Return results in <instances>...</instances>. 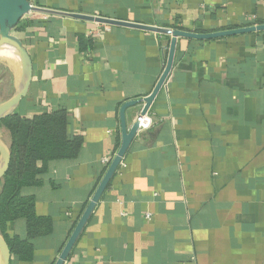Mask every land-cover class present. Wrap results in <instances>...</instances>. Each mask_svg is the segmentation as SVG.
Listing matches in <instances>:
<instances>
[{
	"label": "crops",
	"instance_id": "0c3cea01",
	"mask_svg": "<svg viewBox=\"0 0 264 264\" xmlns=\"http://www.w3.org/2000/svg\"><path fill=\"white\" fill-rule=\"evenodd\" d=\"M30 1L46 12L14 30L33 64L18 113L67 110L83 146L24 191L52 233L11 264H56L121 148L123 106L141 102L125 111L130 130L172 40L65 14L210 34L263 25L264 0ZM149 112L64 264H264V32L178 38ZM6 234L23 240L25 221Z\"/></svg>",
	"mask_w": 264,
	"mask_h": 264
},
{
	"label": "trees",
	"instance_id": "16d2710c",
	"mask_svg": "<svg viewBox=\"0 0 264 264\" xmlns=\"http://www.w3.org/2000/svg\"><path fill=\"white\" fill-rule=\"evenodd\" d=\"M0 131L11 152L8 173L0 182V233L12 256L27 260L32 257L33 241L52 233V221L37 216L35 197L24 191L41 185L40 177L53 162L77 159L83 138L70 134L65 109L32 118L15 114L0 122ZM20 220L25 221V238L10 239L6 234L8 224Z\"/></svg>",
	"mask_w": 264,
	"mask_h": 264
},
{
	"label": "water",
	"instance_id": "95a60500",
	"mask_svg": "<svg viewBox=\"0 0 264 264\" xmlns=\"http://www.w3.org/2000/svg\"><path fill=\"white\" fill-rule=\"evenodd\" d=\"M32 12H46V11L36 7L30 0H0V51L11 52L17 58V61L21 67V76L18 85L15 89V92L7 101L0 104V122L10 116L18 114L22 101L27 97L29 93V89L33 78L32 59L27 49L24 47L23 43L14 36V30L17 28L20 21L25 16L31 14ZM65 15H68L74 19L88 21V22H96V23L113 25V26H123V27H129V28L144 30L148 32H153L157 34H165L172 36L165 70L158 84L153 90L152 94L144 100L145 106L143 109V114H146L150 110L153 102L155 101L157 95L161 91L162 87L164 86L165 82L167 81L172 71L178 38L208 41V40H215V39L242 35V34L264 32V24L251 26L247 28L217 32V33L197 34L192 32L167 30L163 28L146 26L142 24H130L126 22H119L116 20H110L101 17L85 16L82 14H65ZM140 103L141 102H130L123 106L121 111V123H122L121 148L118 151L117 155L115 156L113 162L111 163L92 201L90 202L88 208L84 212L82 218L80 219L78 225L76 226L74 232L72 233L69 241L67 242L65 248L63 249L56 264H64L67 261L77 240L79 239L81 233L83 232L92 213L94 212L97 204L99 203L101 197L106 191L111 179L113 178L114 174L119 168L133 139L135 138L138 131V125L135 124L133 128L130 130L127 128L125 111L127 108L136 106ZM10 163H11L10 149L0 136V182L2 181L4 176L8 173ZM11 259H12V253L10 247L6 239L0 233V264H11Z\"/></svg>",
	"mask_w": 264,
	"mask_h": 264
},
{
	"label": "rangeland",
	"instance_id": "374dc122",
	"mask_svg": "<svg viewBox=\"0 0 264 264\" xmlns=\"http://www.w3.org/2000/svg\"><path fill=\"white\" fill-rule=\"evenodd\" d=\"M21 76V67L18 61H11L0 56V104L7 101L15 92ZM2 140L6 143L2 132Z\"/></svg>",
	"mask_w": 264,
	"mask_h": 264
},
{
	"label": "built area",
	"instance_id": "2783aa9c",
	"mask_svg": "<svg viewBox=\"0 0 264 264\" xmlns=\"http://www.w3.org/2000/svg\"><path fill=\"white\" fill-rule=\"evenodd\" d=\"M143 109L139 113L137 120H136V124L138 125L137 133H144V132L150 130L154 125L153 118H152L150 112L148 111L146 114H143ZM103 163L110 164V160L104 159ZM147 218L149 219L150 216L148 215Z\"/></svg>",
	"mask_w": 264,
	"mask_h": 264
},
{
	"label": "bare ground",
	"instance_id": "6f19581e",
	"mask_svg": "<svg viewBox=\"0 0 264 264\" xmlns=\"http://www.w3.org/2000/svg\"><path fill=\"white\" fill-rule=\"evenodd\" d=\"M0 56L13 62L17 61V58L9 51H0Z\"/></svg>",
	"mask_w": 264,
	"mask_h": 264
}]
</instances>
